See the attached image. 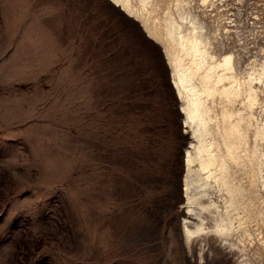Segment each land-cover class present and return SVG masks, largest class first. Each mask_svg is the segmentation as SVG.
<instances>
[{"label": "rangeland", "instance_id": "1", "mask_svg": "<svg viewBox=\"0 0 264 264\" xmlns=\"http://www.w3.org/2000/svg\"><path fill=\"white\" fill-rule=\"evenodd\" d=\"M158 2L151 22L176 3ZM183 4L242 75L264 60V0ZM135 17L109 0H0V264H264L210 229L186 241L183 120Z\"/></svg>", "mask_w": 264, "mask_h": 264}, {"label": "bare ground", "instance_id": "2", "mask_svg": "<svg viewBox=\"0 0 264 264\" xmlns=\"http://www.w3.org/2000/svg\"><path fill=\"white\" fill-rule=\"evenodd\" d=\"M109 1L136 16L170 70L187 141L181 158L186 241L210 229L264 259V60L242 75L234 52L214 51L203 22L184 9L186 0H174L158 22L150 18L158 0Z\"/></svg>", "mask_w": 264, "mask_h": 264}]
</instances>
